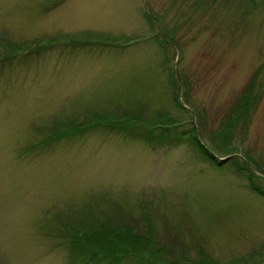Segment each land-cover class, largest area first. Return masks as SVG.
Here are the masks:
<instances>
[{"label":"rangeland","instance_id":"374dc122","mask_svg":"<svg viewBox=\"0 0 264 264\" xmlns=\"http://www.w3.org/2000/svg\"><path fill=\"white\" fill-rule=\"evenodd\" d=\"M97 115L194 127L264 192V0H0V264H73L69 237L104 227L130 262L264 264V195L187 145L116 128L31 149Z\"/></svg>","mask_w":264,"mask_h":264},{"label":"trees","instance_id":"16d2710c","mask_svg":"<svg viewBox=\"0 0 264 264\" xmlns=\"http://www.w3.org/2000/svg\"><path fill=\"white\" fill-rule=\"evenodd\" d=\"M3 46L12 52H14L16 49L11 44ZM49 47L51 48L52 46L49 45ZM41 48L43 47H39L36 52L41 51ZM20 49H17V51L20 52ZM105 119L106 118L97 115L87 119L85 122H74L61 127H56L52 129L51 133L43 140L33 145L31 149L45 148L55 143L70 140L75 137L80 138L86 133L95 130L114 132V130L117 128L115 131H119L130 137H138L148 146L164 147L167 145L181 147L187 145L193 150L195 158H197V160L200 162L210 164L212 167L217 169L228 168L231 171L234 170L233 172H235L238 177L243 179L245 178L248 181V188L252 193L258 195L259 197L264 195V192L258 186H256L255 178L249 169L247 167L238 165V163L235 161V157L223 165L219 164L216 161L214 155L202 144V140H200L194 127L181 132H176L175 129H162L161 132L157 133H155V130H147L145 133H140L139 131L134 130V128H118V126L120 127L121 125H111V123ZM80 232L83 233L81 234L82 237H80L81 235L79 237H69V247L73 264H173L168 260L164 263L151 260V263H149L144 262L138 257L136 258L140 259V261L130 262L126 260L130 259L129 257L135 255L128 254L125 256H114L112 254H108L111 249L109 248L107 242L101 238V235L103 233H108L109 235L111 234V236H107L104 239H117L124 236L121 232H115L110 227H104L102 230H80ZM168 259L171 260V258Z\"/></svg>","mask_w":264,"mask_h":264},{"label":"water","instance_id":"95a60500","mask_svg":"<svg viewBox=\"0 0 264 264\" xmlns=\"http://www.w3.org/2000/svg\"><path fill=\"white\" fill-rule=\"evenodd\" d=\"M227 159H228V158H226V159H221V161L224 162V161H226Z\"/></svg>","mask_w":264,"mask_h":264}]
</instances>
